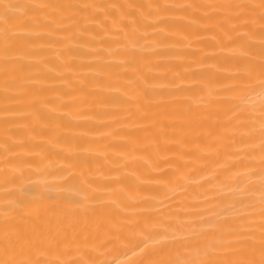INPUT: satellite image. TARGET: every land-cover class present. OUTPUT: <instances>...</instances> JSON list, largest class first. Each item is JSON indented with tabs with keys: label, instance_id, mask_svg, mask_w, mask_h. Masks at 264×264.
Listing matches in <instances>:
<instances>
[{
	"label": "bare ground",
	"instance_id": "bare-ground-1",
	"mask_svg": "<svg viewBox=\"0 0 264 264\" xmlns=\"http://www.w3.org/2000/svg\"><path fill=\"white\" fill-rule=\"evenodd\" d=\"M0 264H264V0H0Z\"/></svg>",
	"mask_w": 264,
	"mask_h": 264
}]
</instances>
